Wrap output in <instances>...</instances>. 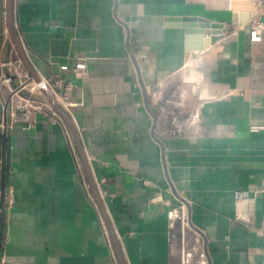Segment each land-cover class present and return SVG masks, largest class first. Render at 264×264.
Wrapping results in <instances>:
<instances>
[{"label":"crops","instance_id":"obj_1","mask_svg":"<svg viewBox=\"0 0 264 264\" xmlns=\"http://www.w3.org/2000/svg\"><path fill=\"white\" fill-rule=\"evenodd\" d=\"M231 1L13 0L31 69L69 90L103 215L40 91L29 124L8 122L1 78L20 58L0 0V264H118L107 224L124 264H183L173 211L203 264H264V33L248 37L264 0Z\"/></svg>","mask_w":264,"mask_h":264},{"label":"built area","instance_id":"obj_2","mask_svg":"<svg viewBox=\"0 0 264 264\" xmlns=\"http://www.w3.org/2000/svg\"><path fill=\"white\" fill-rule=\"evenodd\" d=\"M248 37L251 43H258L262 39L264 33V1L259 3L258 10L252 15L248 22ZM86 66L84 63H77L73 67L74 73L84 72ZM61 70L67 71L68 68L63 66ZM1 84L7 87L11 99H10V124L13 122H22L29 124L31 114L41 111V104L33 101L32 95L39 93V87L34 83L28 74V72L22 67L20 60H15L7 65V73L2 75ZM59 81L55 82L58 85ZM22 92H26L27 96L21 95ZM69 95V90H65L58 96L54 94V98L61 103L66 104ZM259 127H251V132H256ZM3 203L7 207L13 204V191L7 189L2 196ZM234 199L237 203L243 202L244 196L241 192L236 191L234 193ZM171 219L178 218L181 221L182 227L188 226V223L184 215H178L176 211L169 213ZM239 219V218H238ZM184 264V262H183Z\"/></svg>","mask_w":264,"mask_h":264},{"label":"water","instance_id":"obj_3","mask_svg":"<svg viewBox=\"0 0 264 264\" xmlns=\"http://www.w3.org/2000/svg\"><path fill=\"white\" fill-rule=\"evenodd\" d=\"M242 5H250L251 6L252 4L248 3V2H244V1L233 0V1H231V10L236 11ZM248 20L249 19L247 17L244 18L242 20L241 24L243 25V24L247 23ZM216 25H218V24H216ZM7 26H8L11 41H12L13 45L15 46L17 54H18L21 62L23 63L26 71L28 72L31 80L38 85L39 90H40V92L44 98L43 99L44 104L47 105V107H49L50 110L53 111V113L61 119V121L64 123L65 127L67 128V130H68V132H69V134H70V136L74 142L75 148L77 150V153H78L83 171L85 173V176H86L87 181L89 183V186H90L92 193L96 199L97 205H98L101 213L103 214V210H102V207H101L98 195H97V191H96L95 186L92 182L91 175H90L89 169L87 167V163L85 160L83 149L81 147V143H80L78 133H77L69 115L67 114L66 110L59 104V102L54 98V96L50 92L49 88L41 81V79L31 69V67H30V65H29V63H28V61H27V59H26V57H25V55L21 49V46L19 45V42H18L17 37L15 35L14 25H13V0H7ZM8 112H10V106L8 107ZM8 122H10V119H8ZM107 227H108L111 239H112V243H113V247H114V251H115V255H116L118 264H124L123 258L121 255V251L119 249V246H118L112 232L109 229L108 224H107Z\"/></svg>","mask_w":264,"mask_h":264},{"label":"rangeland","instance_id":"obj_4","mask_svg":"<svg viewBox=\"0 0 264 264\" xmlns=\"http://www.w3.org/2000/svg\"><path fill=\"white\" fill-rule=\"evenodd\" d=\"M189 227H185L183 242L181 244V254L184 264H203L205 256L201 250V244L195 234H189Z\"/></svg>","mask_w":264,"mask_h":264}]
</instances>
